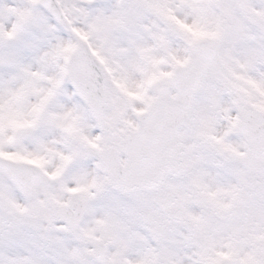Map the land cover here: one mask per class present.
Returning a JSON list of instances; mask_svg holds the SVG:
<instances>
[{"label":"snow or ice","instance_id":"1","mask_svg":"<svg viewBox=\"0 0 264 264\" xmlns=\"http://www.w3.org/2000/svg\"><path fill=\"white\" fill-rule=\"evenodd\" d=\"M0 264H264V0H0Z\"/></svg>","mask_w":264,"mask_h":264}]
</instances>
